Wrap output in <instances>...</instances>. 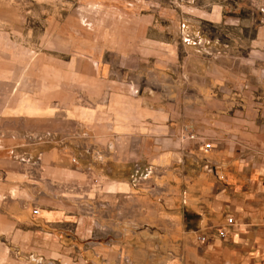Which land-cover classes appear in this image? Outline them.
I'll use <instances>...</instances> for the list:
<instances>
[{"label": "crops", "instance_id": "crops-1", "mask_svg": "<svg viewBox=\"0 0 264 264\" xmlns=\"http://www.w3.org/2000/svg\"><path fill=\"white\" fill-rule=\"evenodd\" d=\"M12 40L0 41V237L16 259L264 264V50L250 67L219 53L172 69L168 94L123 83L67 32ZM254 41L264 49V29Z\"/></svg>", "mask_w": 264, "mask_h": 264}, {"label": "rangeland", "instance_id": "rangeland-1", "mask_svg": "<svg viewBox=\"0 0 264 264\" xmlns=\"http://www.w3.org/2000/svg\"><path fill=\"white\" fill-rule=\"evenodd\" d=\"M262 29L264 0H0V41L13 37L19 48L61 30L123 83L168 94L172 69L219 53L225 62L242 53L250 67L248 54L264 50L254 41ZM16 258L0 237V264H24Z\"/></svg>", "mask_w": 264, "mask_h": 264}, {"label": "built area", "instance_id": "built-area-1", "mask_svg": "<svg viewBox=\"0 0 264 264\" xmlns=\"http://www.w3.org/2000/svg\"><path fill=\"white\" fill-rule=\"evenodd\" d=\"M181 132L187 134L188 138H190V139H195V138H196V134H195V132H193V131L191 130V127H190V126H187V125L182 126V127H181ZM35 212H36V211H35ZM227 223H228L229 225L234 224V220H233V218H232V217H228V218H227ZM198 239H199L200 241H204V240H205V237L200 236V237H198Z\"/></svg>", "mask_w": 264, "mask_h": 264}]
</instances>
